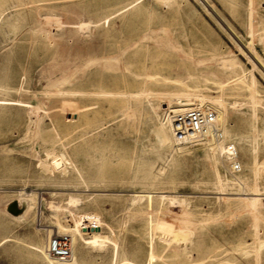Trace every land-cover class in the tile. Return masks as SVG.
Instances as JSON below:
<instances>
[{"label": "rangeland", "instance_id": "obj_1", "mask_svg": "<svg viewBox=\"0 0 264 264\" xmlns=\"http://www.w3.org/2000/svg\"><path fill=\"white\" fill-rule=\"evenodd\" d=\"M0 17V264H45L33 247L66 234L76 264H264V200L220 195L254 168L264 192V0H0ZM220 56L254 76L258 105ZM183 86L222 98L238 172L213 134L182 153L160 143Z\"/></svg>", "mask_w": 264, "mask_h": 264}, {"label": "bare ground", "instance_id": "obj_2", "mask_svg": "<svg viewBox=\"0 0 264 264\" xmlns=\"http://www.w3.org/2000/svg\"><path fill=\"white\" fill-rule=\"evenodd\" d=\"M254 0H251V2H253ZM128 5H130V3H128V4H126V5H124V6H122V8H124V7H126V6H128ZM250 5V4H249ZM253 8V7H252ZM251 8V10H253L254 11V9H252ZM250 10V11H251ZM250 14H249V17H251V14L253 13L254 14V12H249ZM1 18V17H0ZM87 25V24H86ZM83 25L81 24V26H80V28L82 27ZM85 26V25H84ZM248 28H249V32H250V34H251V36L253 37L254 35H255V32H256V26H255V23L253 24L252 22H251V24H250V26H248ZM264 31V30H263ZM257 33V32H256ZM250 36V37H251ZM143 40V39H142ZM138 41H140V39L138 40ZM134 46V45H133ZM127 50V49H126ZM123 54V53H122ZM222 56V55H221ZM219 57V63L222 65V67L224 68V70L227 72V73H229L230 74V76H231V78H233V80L236 82V81H239V83H241L242 84V87H243V89L245 88L248 92H249V94H250V103L251 104H253L252 106H254V104L256 103V100H257V95H255L254 93H253V91H252V88L253 87H256V83H255V79H254V76L253 75H251V77H249L250 78V82H248V83H245L244 81H243V79L240 77V76H238V72L235 70V65H236V63H234L235 62V60H230V59H228V58H224V57ZM261 63V62H260ZM262 66H263V64H261ZM238 66V65H237ZM255 66V65H254ZM239 68H240V66H239ZM256 68V67H255ZM260 70V69H259ZM243 76V75H242ZM245 77V76H244ZM80 91H82V90H80V89H73L72 90V92H73V95L75 94V93H77V92H80ZM195 91L196 90H194V88L193 87H188V86H183V87H181V88H179L177 91H175V92H173V93H171V94H169L168 96H169V98H170V100H175L176 101V103H177V107H175V108H173L172 110L174 111V112H178V111H183V110H186V109H190V108H201V109H213L214 110V113H215V119H214V126L212 127V128H210V129H208L207 131H206V134L205 135H212V134H214V130H217L218 132H220L221 133V135H222V137H223V139H226L225 137H224V135L223 134H225V131L222 129L223 128V126H224V123H225V120H226V117L228 116L227 115V113H226V108H225V105H224V102H223V100H222V98H220L219 96H217V95H215V96H213V97H208V96H205V95H203V94H199V93H195ZM124 93V92H123ZM122 93V94H123ZM83 94V93H82ZM125 94H127V93H125ZM129 94V93H128ZM124 95V94H123ZM80 97V96H79ZM129 97L130 98H132V99H135L136 100V98L137 97H135V95H133V93H131L130 95H129ZM138 99V98H137ZM191 100H193V101H191ZM258 101H260V100H257V102ZM168 105V104H167ZM256 105H258L257 103H256ZM167 107V106H166ZM255 107V106H254ZM167 109V108H166ZM165 109V110H166ZM170 116H169V114H166V115H164V117H163V121L160 123V125H159V130H158V137H159V140H160V143H162V144H170L172 147L171 148H174L176 151H179V152H183L185 149H184V147L183 146H181V145H184V144H182V143H179L174 137H173V135H172V132H171V124H170ZM251 125H252V127L250 128V135L251 136H253L254 135V133H255V131H256V129H255V127H254V125L251 123ZM79 130V129H78ZM208 137V136H207ZM212 137V136H211ZM213 138V137H212ZM211 138V139H212ZM242 138H244L245 139V137H242ZM241 137H239V139H242ZM206 139V138H205ZM214 139V138H213ZM217 140V139H216ZM245 141H247V140H245ZM212 142V141H211ZM202 143H204V142H202ZM201 143V144H202ZM205 143H207V142H205ZM204 143V144H205ZM233 143V142H232ZM216 144H217V142H216ZM233 146L231 147V148H229V146L228 147H226V146H223V145H218L219 147H217L218 148V152H220V155L222 154L223 156H224V158H226V159H228V160H231V159H233L234 157H235V160H236V162L238 161V157H237V149H236V147H235V144L233 143L232 144ZM168 146V145H167ZM5 148V147H4ZM3 148V149H4ZM170 148V147H169ZM160 149H162V148H160ZM165 150V149H164ZM172 150V149H171ZM241 154L243 155V156H248V153H249V150H248V148L246 147V146H243L242 148H241ZM174 152V151H173ZM170 154V153H169ZM217 155H219L218 153L216 154V156ZM89 158V157H88ZM218 158V157H217ZM100 160H103V159H100ZM215 161L217 162L218 161V159H215ZM227 161V160H226ZM100 163L101 162H99L98 160H96L95 158H91L90 160H89V164H90V166L92 165L93 166V168H91V167H89V168H91V169H89V171L88 172H86L85 170V174L88 176V177H90V178H92V179H94V182L95 183H97V182H100V181H102L103 179H104V177H106L105 176V174L107 173V172H104V170H103V168L101 167V165H100ZM238 163V162H237ZM85 165H89V164H86V163H84ZM83 164V165H84ZM81 166H82V164H81ZM83 167V166H82ZM81 167V168H82ZM84 168V167H83ZM86 168V167H85ZM88 168V167H87ZM263 169H264V166H263ZM263 169H262V172H263ZM77 170V169H76ZM259 170V169H258ZM77 171H79V170H77ZM83 171V172H84ZM112 171V170H111ZM261 171V170H260ZM259 171V172H260ZM252 173H253V180H254V183H253V185L252 186H248L247 184H246V182H245V178L243 177V176H240L239 177V180H238V182H239V184L238 185H241V187L243 188V192L242 193H238V194H235L234 196H228L226 193H219L220 195H221V198L223 199V201L225 200V201H229V200H231V199H234V200H236V202H238V204H239V206H241L243 209H245V210H252V211H255V212H258V211H261L262 212V203H261V201H263L264 200V192H262L260 189H259V187L257 186V179H258V177H257V170H255V168L253 169V171H252ZM79 174V173H78ZM85 175V176H86ZM81 176V175H80ZM83 177V176H82ZM81 177V178H82ZM84 178V177H83ZM216 180H217V183L218 184H220L221 183V178H220V176L217 174L216 175ZM85 182H86V180H84ZM84 181H82V183L84 182ZM226 183V182H225ZM84 184H86V183H84ZM83 185V184H82ZM88 185V184H87ZM86 187V186H85ZM84 192V191H83ZM86 192V191H85ZM88 192V191H87ZM152 194V192L150 191V192H136V193H134V195H136V196H142V195H145V196H150ZM159 195H160V197L161 198H166V197H168V194L167 193H164V192H159ZM22 197V196H21ZM16 198H18V197H16ZM28 198V195L26 196V198L25 199H27ZM141 198V197H140ZM24 198H22V200H23ZM135 199V198H134ZM21 200V201H22ZM30 200V199H29ZM33 200V199H32ZM72 200V199H71ZM171 200V199H170ZM18 201V200H17ZM36 201V200H35ZM72 201H74V199L72 200ZM135 201V200H134ZM23 202H24V200H23ZM52 204V203H51ZM53 205V204H52ZM72 205H74V203L72 204ZM49 206H51V205H49ZM264 206V205H263ZM54 207V205L52 206V208ZM61 207V206H60ZM60 207H59V209H60ZM28 208H30V205H26L25 203H24V205H23V211H24V214H21V215H25V213L26 212H28L27 210H28ZM49 208H51V207H49ZM55 208V207H54ZM31 209V208H30ZM29 209V210H30ZM37 210V209H36ZM58 210V209H57ZM60 210H62V207H61V209ZM23 211H22V213H23ZM26 211V212H25ZM69 211V210H68ZM56 212V211H55ZM69 212H71V211H69ZM263 212H264V210H263ZM59 213V212H58ZM72 213V212H71ZM70 213V214H71ZM29 214V213H28ZM57 215V214H56ZM72 215V214H71ZM58 216H61L60 214H58ZM11 217V216H10ZM22 217H24V216H22ZM13 218V217H12ZM15 218V217H14ZM63 219V218H62ZM30 220V219H29ZM58 226H59V224H57ZM62 225V224H61ZM56 226V225H55ZM71 226H73V225H71ZM61 227V226H60ZM73 228H76V226H74ZM73 228H71V229H73ZM59 229V228H58ZM68 230V229H67ZM70 230V229H69ZM74 230H76V229H73V231ZM65 231V230H64ZM73 231H71L72 232V235H73ZM77 231V230H76ZM75 231V232H76ZM59 232V231H58ZM67 232V231H66ZM65 232V233H66ZM71 232H69L70 233V235H71ZM77 233H79V232H77ZM76 234V233H75ZM67 235V234H66ZM71 235V236H72ZM100 235V234H99ZM98 235V236H99ZM75 236V235H74ZM81 236V235H80ZM91 236V235H90ZM98 236H95V237H93V238H91L92 239V241L91 242H89L90 244L91 243H97V242H99V237ZM76 237V236H75ZM89 237V236H88ZM72 238V241L73 240H75L74 238H73V236L71 237ZM82 238V237H81ZM80 238V239H81ZM85 240V239H84ZM103 240V239H102ZM102 240H101V242H102ZM88 240H86V242H87ZM151 242V241H150ZM77 243V242H76ZM75 243V244H76ZM83 243V242H82ZM48 244H49V241H48ZM48 244L46 243L44 246H42V247H40V246H34L33 248H34V250L36 251V252H38L39 254H40V257L42 258V261H44V263L45 264H76V262H77V259L78 258H76V255H75V253H74V248L72 247V245H71V255H70V257L68 258V259H66V260H58V259H56V258H54L53 256H51L50 254H49V252H48ZM88 244V243H87ZM99 244V243H98ZM97 244V245H98ZM101 244V243H100ZM92 245H94V244H92ZM74 247H75V245H74ZM151 248V247H150ZM153 250V249H152ZM152 250H150V253H149V259L150 260H153V259H155V258H159L160 256H157V255H155V253H154V251H152ZM161 261V260H160ZM128 262V261H127ZM131 264H134V263H131Z\"/></svg>", "mask_w": 264, "mask_h": 264}, {"label": "built area", "instance_id": "obj_3", "mask_svg": "<svg viewBox=\"0 0 264 264\" xmlns=\"http://www.w3.org/2000/svg\"><path fill=\"white\" fill-rule=\"evenodd\" d=\"M170 124L173 137L182 144L191 143L206 137V131L214 126L215 113L210 109L190 108L183 111L171 112ZM220 145L231 148L232 142L223 139L220 132L213 134ZM219 145V146H220ZM228 169L234 174L240 170L235 157L228 160ZM48 252L58 260H66L71 255V239L67 235H55L50 238Z\"/></svg>", "mask_w": 264, "mask_h": 264}]
</instances>
